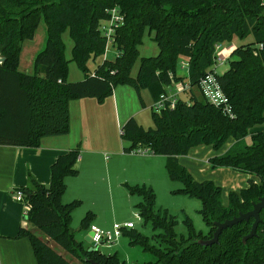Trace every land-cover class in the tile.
<instances>
[{"label": "trees", "instance_id": "1", "mask_svg": "<svg viewBox=\"0 0 264 264\" xmlns=\"http://www.w3.org/2000/svg\"><path fill=\"white\" fill-rule=\"evenodd\" d=\"M113 8L124 19L112 35L118 54L114 59L103 58L92 70L88 62L103 57L108 43L99 25ZM41 20L47 25L45 46L34 58L32 73L20 71L23 44L34 38ZM66 32L73 41L70 57ZM146 33L159 51L141 57L138 72L132 76ZM250 35L251 42L232 50L228 69L216 73L231 109L226 113L203 97L199 81L211 69L217 44ZM184 57L188 64L185 79L177 75ZM0 58V145L39 147L45 137L68 134L70 102L102 100L117 84L131 85L139 94L147 89L156 102L168 92L172 80L188 81L189 87L182 92L185 97L179 96L174 107L152 111L154 127L144 128L130 117L121 128V138L127 143L124 153L145 147L166 157L169 177L183 183L176 192L201 201L198 212L209 230H196L185 216L187 234H176V221L167 211L152 213L155 195L143 184L127 187L143 197L136 207L144 222L151 220L154 228H164L154 235L164 246L150 244L135 228L126 234H131V243L141 244L156 256V261L142 264H264V209L256 234L245 243L242 239L250 232L253 218L225 228L217 243H199L213 236L215 222L251 210L264 196V131L250 134L252 127L264 125V0H0ZM70 61L77 63L83 79H68ZM230 140L233 143L225 152L209 158L211 167H230L254 178L248 179L247 187L230 191L224 204L221 186L210 179L196 180L178 156L199 145L219 150ZM79 155V144L58 155L51 164L48 185L31 177L27 186L19 188L28 206L29 227L21 226L16 237L29 238L38 264L74 263L35 230L82 264H125L117 253L89 251L71 231L72 211L80 200L64 203L62 196L66 177L79 172ZM94 216L88 212L81 228L90 227Z\"/></svg>", "mask_w": 264, "mask_h": 264}, {"label": "rangeland", "instance_id": "2", "mask_svg": "<svg viewBox=\"0 0 264 264\" xmlns=\"http://www.w3.org/2000/svg\"><path fill=\"white\" fill-rule=\"evenodd\" d=\"M108 22H101V25H107ZM47 35V25L41 20L35 36L32 40H26L23 44L21 54L20 70L32 73V59L45 46ZM66 43V55L70 57L73 41L66 32L64 35ZM253 40L252 36L245 39L235 37L231 42L225 43V47L234 45L235 47L249 43ZM159 51L157 44L152 40L151 35L145 34L143 44L140 46V55L132 68V76H136L141 57L155 56ZM108 59H114L118 54L113 42H109L106 47ZM105 54V53H104ZM230 55V54H229ZM229 59L223 61L216 68L218 73H223L229 67ZM187 58L178 63L177 75L184 78L187 75ZM102 57L96 61H89L88 66L94 70ZM215 65V60L211 68ZM84 78L83 72L75 61L69 63V80L78 81ZM186 81V80H185ZM172 93V92H170ZM142 97V100L140 98ZM179 96L185 97L180 93ZM161 99V97H160ZM159 99V100H160ZM158 101V100H157ZM153 98L147 89L141 90L139 94L135 88L128 84H117L113 93L104 97L102 100L96 98H84L73 100L70 103L72 110V119H70L71 137H80L83 135L85 140L79 143L80 155L84 150L99 149L100 153L93 155L95 157L97 168L94 172L88 169L83 170L80 176L71 175L67 177L66 182H70L62 196L64 203L73 200H80L79 205L72 211V220L70 224L71 231L76 241L83 242L85 247H90V243L85 240V236L92 230V224L101 231H111L115 223L124 224L132 221L135 224V230L146 236L152 245L164 246L159 235L164 232V228L153 227L152 221L147 223L139 216V209L136 205L143 200L142 195L131 193L127 185L151 187L155 195L154 215L163 214L167 211L176 221L173 229L176 234H187V227L183 223L185 216H189L198 231L208 232L209 227L204 222L202 215L198 212L201 207V201L198 198H191L183 193H177L178 189L183 188V183L179 180H172L165 167V156L157 155L146 151L141 147L139 152L143 153H124L123 146L127 143L121 138V128L126 121L133 117L144 128L155 126L152 117ZM78 110H86L89 115L86 126L80 124L78 120ZM104 112V118L99 122L100 113ZM84 129V130H83ZM77 146V145H76ZM85 155V157H87ZM150 157H154L151 158ZM78 163V162H77ZM214 176V177H213ZM212 177L217 180L216 176ZM75 177V178H74ZM217 184H220L217 182ZM66 194V195H65ZM223 203L226 201L221 194ZM95 214L92 224L86 229L81 228V220L88 213ZM134 229V228H133ZM131 229H125L123 234L113 243L100 244L98 249L106 254L117 253L120 260L125 264H142L149 261H156V256L146 250L141 244L131 243V234H126ZM40 237L49 240L50 244L59 252L64 254L66 259L74 264H82L80 260L64 251L59 245L49 238L45 237L40 231L35 230Z\"/></svg>", "mask_w": 264, "mask_h": 264}, {"label": "crops", "instance_id": "3", "mask_svg": "<svg viewBox=\"0 0 264 264\" xmlns=\"http://www.w3.org/2000/svg\"><path fill=\"white\" fill-rule=\"evenodd\" d=\"M229 42L220 43V50H223L225 55L231 54L232 50L236 48L234 45L225 47L224 44ZM35 56L32 59L31 65L34 63ZM105 57L107 58L106 52L102 59ZM78 112L79 116L77 118L84 127L86 126L87 119L89 120V115L86 110H78ZM104 115L102 111L99 115L100 118L98 117L99 122L104 118ZM70 119H72V110H70ZM259 130L264 131V125L252 127L250 134ZM84 140L83 131V135L80 137H71L70 132L66 135L45 137L42 139L39 147L0 145V264H38L29 238L16 237L19 228L21 226L29 227V223L26 219L24 203L14 198L15 191L23 186H27L31 177L39 183L48 185L51 180L50 167L58 155L76 147V145ZM246 142H251L250 135L246 137ZM232 143L233 140H230L219 150H214L211 145H199L192 147L187 154L178 156L180 164L185 166L196 180L210 179L216 184L217 182L220 183L218 185L221 186L222 195L226 199L224 204L228 202L230 191H238L247 187L248 179L254 178L252 174L230 167H218L215 169L211 167L209 158L216 154H222ZM88 153L91 154L87 155V150H84L82 155H79L78 163L76 164L79 172L75 177L80 176L81 172L85 169H88L90 172L96 170L97 163L93 155L99 154L100 150L93 149L89 150ZM213 175L219 181H216ZM66 183L67 188H69L70 182ZM92 227L95 226L92 224Z\"/></svg>", "mask_w": 264, "mask_h": 264}, {"label": "built area", "instance_id": "4", "mask_svg": "<svg viewBox=\"0 0 264 264\" xmlns=\"http://www.w3.org/2000/svg\"><path fill=\"white\" fill-rule=\"evenodd\" d=\"M123 16L120 14L117 8H113L110 10V17L106 20H103L105 22H108L107 25H99V30L101 33L107 38L108 43L112 42V35L115 32L116 26L121 24L123 22ZM101 21V22H103ZM107 43V44H108ZM107 47V46H106ZM259 47H262L260 45ZM221 45H216L215 50V65L208 71L199 81V90L203 97L213 104L216 107L222 108V110L226 113H230L231 109L228 104V99L223 92L221 85L216 77L217 66L219 64H222L223 61L230 58V55H225L223 53V50H220ZM186 62V61H185ZM186 65L188 66L187 62ZM189 87L188 81H176L172 80L171 84L168 86V92L161 95V99L156 101L153 104V109L157 112H160V110L169 107H174L175 102L178 99V94L184 92L185 89ZM172 92V93H170ZM150 152L147 148L144 152ZM139 150L137 151V153ZM143 153V152H139ZM14 198L19 201L23 202L24 200V193L22 190H16L14 194ZM25 209L27 211L28 206L25 205ZM135 228V224L132 221L126 222L124 224L121 223H115L113 226V229L111 231H101L96 227H92V231L94 234L91 236V241L95 242V245L99 247L100 244L103 243H113L116 239H118L125 229H133Z\"/></svg>", "mask_w": 264, "mask_h": 264}, {"label": "water", "instance_id": "5", "mask_svg": "<svg viewBox=\"0 0 264 264\" xmlns=\"http://www.w3.org/2000/svg\"><path fill=\"white\" fill-rule=\"evenodd\" d=\"M3 59L0 58V61ZM264 209V196L260 198V200L257 203L253 204V208L247 212H241L237 216L226 219L223 222H215L216 229L213 232V236L210 239H201L199 240V243L202 245H211L214 243H217L220 237V234L222 231L227 228L231 227L233 225L238 224L242 221H248L251 218L254 219L250 232L243 237V242L245 243L249 238L253 237L256 234L258 224L261 221L260 212ZM94 234V232L91 230L87 233L85 236V240L90 243V247L88 248L89 251L97 250L98 246L95 245V242L91 241V236ZM93 264H98L96 262L91 261Z\"/></svg>", "mask_w": 264, "mask_h": 264}]
</instances>
